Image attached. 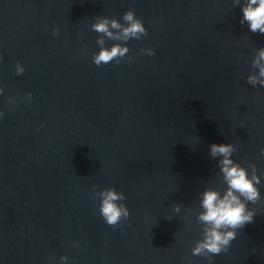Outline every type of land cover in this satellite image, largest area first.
I'll list each match as a JSON object with an SVG mask.
<instances>
[{
    "label": "water",
    "instance_id": "95a60500",
    "mask_svg": "<svg viewBox=\"0 0 264 264\" xmlns=\"http://www.w3.org/2000/svg\"><path fill=\"white\" fill-rule=\"evenodd\" d=\"M129 9L147 35L97 67L91 23ZM240 16L231 0H0V264H207L191 247L198 194L220 186L208 146L264 171V88L246 81L264 35ZM92 185L124 192L131 216L105 224ZM249 207L214 264H264V203Z\"/></svg>",
    "mask_w": 264,
    "mask_h": 264
},
{
    "label": "clouds",
    "instance_id": "9594fccd",
    "mask_svg": "<svg viewBox=\"0 0 264 264\" xmlns=\"http://www.w3.org/2000/svg\"><path fill=\"white\" fill-rule=\"evenodd\" d=\"M234 8L239 7L241 16L239 23L247 25L251 33L264 35V0H231ZM91 30L100 34L96 44L98 51L92 55V62L97 66L107 65L114 59L117 63L130 52L128 41L141 40L147 35L144 21L136 15L132 9L125 11L118 19L116 17L96 15L91 23ZM58 28H53L55 36ZM113 41L107 46V41ZM141 54L155 55L152 48H141ZM132 58L129 57V60ZM25 71L23 65L17 61L15 65L16 75ZM246 81L254 88H264V46L255 48L251 58V70L246 76ZM5 93V88L0 83V96ZM29 102L32 93L28 92L25 97ZM16 99L8 96L5 104H15ZM5 116L4 108H0V119ZM242 126L244 122H241ZM237 151L231 143H211L208 146L210 157L215 160L218 169L219 187H205L198 194V210L195 219L201 228L200 238L191 247V256L203 257L207 264H214L213 257L227 252L232 242L237 238L238 230L246 224L254 221L258 213L256 205L264 203L261 196L260 186L264 184V171H259L255 163H249L247 167L233 158ZM264 155V148L260 150ZM93 194L99 199L98 211L104 223L115 228L122 220L131 216V212L125 203L126 196L122 191L114 187L97 189L92 185ZM173 216L179 217L182 212L180 203L171 205ZM191 209H184V219L190 221ZM148 214H145V220ZM59 264H74L70 257L61 255ZM191 264V261L188 262Z\"/></svg>",
    "mask_w": 264,
    "mask_h": 264
}]
</instances>
